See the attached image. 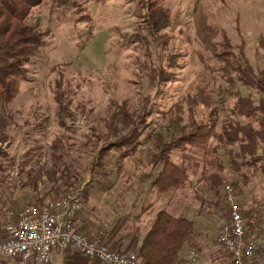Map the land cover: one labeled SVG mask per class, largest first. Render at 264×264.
<instances>
[{
	"label": "rangeland",
	"instance_id": "rangeland-1",
	"mask_svg": "<svg viewBox=\"0 0 264 264\" xmlns=\"http://www.w3.org/2000/svg\"><path fill=\"white\" fill-rule=\"evenodd\" d=\"M148 1L43 0L33 10L29 22L43 33L42 51L30 64L19 94L2 109L8 126L7 140L0 143V227L21 205L57 199L72 189L83 191L84 209L115 220L121 217V205L129 211L138 198L146 202L150 194L155 201L168 193L169 207L195 224L187 245L200 248L196 236L203 229L204 246L219 248L228 174L236 180L242 208L259 210L257 225L256 218L264 221V163L257 173L244 167L250 175L245 181L233 172L222 149L204 170L209 177L223 176L221 188L217 180L211 189L209 179L195 191L191 174L183 186L160 195L151 188L153 144L145 140L166 133L173 110L175 118L187 122L191 114L207 117L213 104L232 106L234 97L213 53L226 37L233 45L244 42L250 61L257 63L264 0H162V14L152 19ZM225 114L220 111L222 120ZM136 130L142 132L138 148H112L100 170L103 149ZM199 154L174 151L173 159L190 172L201 167ZM208 252L203 247L204 264Z\"/></svg>",
	"mask_w": 264,
	"mask_h": 264
},
{
	"label": "trees",
	"instance_id": "trees-1",
	"mask_svg": "<svg viewBox=\"0 0 264 264\" xmlns=\"http://www.w3.org/2000/svg\"><path fill=\"white\" fill-rule=\"evenodd\" d=\"M150 1L148 13L152 19L160 13L159 4L162 0ZM42 3L43 0H0V143L7 140L5 130L8 126L2 109L19 94L22 83L28 80L30 64L42 51L43 33L38 26L29 22L33 10ZM256 55L257 63L253 64L246 54L244 42L233 45L224 37L221 49L213 53V58L219 64L218 70L222 72L224 81L230 86V94L234 97L232 106L220 109L213 104L214 107L209 110L207 117L195 118L194 114H191L187 122L181 117L175 118L173 110L174 118L166 133L155 132L153 135H146L145 140L153 144L150 164L155 173L151 176V188L157 194L162 195L183 186L193 172L190 173L188 167L174 161V151L182 152L183 155L198 151L211 163L214 162L213 159H218L214 157L215 154L225 149L233 172L238 173L242 180L247 181L250 177L248 173L254 168L256 169L253 172H258V165L264 163V156L258 153L259 147L264 144L263 35L258 38ZM161 74L163 75L164 71ZM241 87L247 91L246 94L241 92ZM222 92H225L224 89ZM222 110L226 113L223 120L220 118ZM237 117L245 121L236 120ZM141 136L142 132L139 134L136 130L128 137H123L104 148L102 161L97 165L100 170H105L103 159L112 148L131 147L136 150L140 145ZM235 145L238 146L237 150L234 149ZM0 155L4 156L1 150ZM220 166L219 169L222 170V165ZM244 167L249 172H245ZM210 176L219 180L218 189L221 188L223 176L214 173ZM67 184V187H70L69 182ZM40 203L37 201L32 204ZM149 208H152L151 212L154 214V203H150ZM246 215L247 223L252 228V212L247 211ZM194 228L195 224L190 219L172 215L166 208L158 210L138 251L139 256L146 264H177L181 251L194 233ZM261 256L264 262V251Z\"/></svg>",
	"mask_w": 264,
	"mask_h": 264
},
{
	"label": "built area",
	"instance_id": "built-area-1",
	"mask_svg": "<svg viewBox=\"0 0 264 264\" xmlns=\"http://www.w3.org/2000/svg\"><path fill=\"white\" fill-rule=\"evenodd\" d=\"M225 181L227 220L219 228L217 241L232 264H258V245L246 224L240 190L232 174ZM83 195V191L72 189L57 199L26 203L10 211L7 222L0 227V259L16 264H48L55 255L72 248L103 264H146L138 251L119 253L101 237H89L80 230L76 218L82 209ZM198 261V253L191 250L183 264Z\"/></svg>",
	"mask_w": 264,
	"mask_h": 264
},
{
	"label": "crops",
	"instance_id": "crops-1",
	"mask_svg": "<svg viewBox=\"0 0 264 264\" xmlns=\"http://www.w3.org/2000/svg\"><path fill=\"white\" fill-rule=\"evenodd\" d=\"M262 144L261 146H263ZM260 146V147H261ZM260 147H259V155L264 156V154L260 153ZM200 155V154H199ZM201 156V155H200ZM201 167L198 168V165H195V171L192 172V174H195L194 181L192 185L195 188V191L198 189H201L203 187V180L209 181L211 179L210 188L214 189L216 185V181L214 177H209L204 174V170L207 168L205 165L206 160L201 156ZM197 159V158H196ZM199 160V159H197ZM203 163V164H202ZM200 169V170H198ZM198 170V171H197ZM263 171L259 169V172ZM218 179L219 177L216 176ZM219 181V180H218ZM213 191V190H212ZM84 194V193H83ZM168 194V193H167ZM165 194V195H167ZM165 195H162V198H156L155 201H153L154 197L152 198V195H147V201L143 202L140 198L137 199L135 205L128 211L127 205H121L122 213L121 217L115 220L114 218H104L100 215L101 212H97L94 209L87 210L84 209L82 206V209L77 215L76 218V224L82 230V232L89 236V237H101L104 242H106L111 248L116 250L119 253L122 254H128L131 252H137L140 250V247L143 243V239L146 236L147 232L151 228L153 222H154V214L158 210L162 208H166L167 212L175 215V216H182L183 212L179 210H174L169 207V205L172 203L170 202V198L164 197ZM86 197L83 196V199ZM150 203H154L155 205V212L152 214L151 210L152 208H149ZM214 205V203H212ZM94 208V207H93ZM244 210V209H243ZM246 211V212H245ZM247 211H253L252 212V220L253 227L251 228L248 225V221L246 219V224L251 232V234L255 235L254 239L257 242L258 250H257V257H258V263L264 264L262 261V251H264V226H262V223L264 222L261 218H256L260 225H257V223L254 222L255 217L258 216L259 210L254 211L253 209H247L244 210L245 216L247 217L246 213ZM129 212V214H127ZM202 212V204L200 205L197 213ZM224 220L223 223L227 220V213L222 214ZM186 217V215H183ZM187 218V217H186ZM192 221V220H191ZM262 226V227H261ZM202 231L198 232L197 241L196 243H199V247L197 248L195 246H188L187 243L185 244L183 250L180 253V260L177 264H183L185 263L188 254L191 250H195L198 253L199 261L198 264H204L202 262L201 258L203 257V247H206L208 249L209 259L208 264H232L229 261L228 256L226 253L219 248H213L212 246H204V234L203 229ZM195 236V232L193 233ZM193 236V237H194ZM192 237V236H191ZM217 241V240H216ZM188 242V241H187ZM186 247L188 250H186ZM195 248V249H194ZM219 253L223 254L225 259L218 255H215L217 250H219ZM212 259H214L212 261ZM224 259V260H223ZM0 264H16L15 261L7 262L0 259ZM31 264H42L39 262H32ZM48 264H103L100 261L92 260L85 258L84 256L77 253L74 249H68L66 251L60 252L57 255H55L52 262Z\"/></svg>",
	"mask_w": 264,
	"mask_h": 264
}]
</instances>
